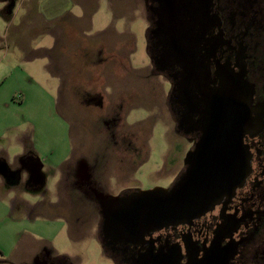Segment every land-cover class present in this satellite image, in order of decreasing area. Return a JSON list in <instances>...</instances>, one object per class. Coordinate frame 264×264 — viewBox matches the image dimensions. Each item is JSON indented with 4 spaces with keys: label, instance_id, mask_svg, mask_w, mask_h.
<instances>
[{
    "label": "rangeland",
    "instance_id": "374dc122",
    "mask_svg": "<svg viewBox=\"0 0 264 264\" xmlns=\"http://www.w3.org/2000/svg\"><path fill=\"white\" fill-rule=\"evenodd\" d=\"M23 2L0 0V152L7 155L0 156V264L32 261L29 231L54 245L55 264H118L99 233L100 196L169 187L196 144L180 126L169 77L153 58L150 2L98 0L91 25L80 30L90 39L68 33L54 50L56 35L21 23ZM57 4L69 6L70 0ZM68 11L82 14L74 2ZM17 41L51 47L50 53L37 50L26 59ZM108 51L122 60L104 64L101 72L96 62ZM54 62L69 71L60 110L59 83L48 73ZM24 141L45 163L38 181L17 168L14 156ZM71 149L61 172L57 166ZM13 199L37 202L42 211L16 221L9 212ZM258 251L264 264V243Z\"/></svg>",
    "mask_w": 264,
    "mask_h": 264
},
{
    "label": "flooded vegetation",
    "instance_id": "af4514ba",
    "mask_svg": "<svg viewBox=\"0 0 264 264\" xmlns=\"http://www.w3.org/2000/svg\"><path fill=\"white\" fill-rule=\"evenodd\" d=\"M148 1L153 58L169 77L180 126L196 136L191 151L206 139L222 97L247 115L241 140L227 139L228 165L208 205L169 222L151 212L156 201L171 203L187 189L194 167L187 163L154 195L98 200L107 252L118 264H262L264 0ZM26 166L33 181L41 179L35 159Z\"/></svg>",
    "mask_w": 264,
    "mask_h": 264
},
{
    "label": "crops",
    "instance_id": "0c3cea01",
    "mask_svg": "<svg viewBox=\"0 0 264 264\" xmlns=\"http://www.w3.org/2000/svg\"><path fill=\"white\" fill-rule=\"evenodd\" d=\"M58 0H24L22 3L23 8H25V14L21 20V23L25 25L26 28L29 30H35L39 29V33H50L53 35H56L59 39H56V43L54 45L53 50L58 45V41L62 42L64 38L62 36H66L71 34H75L77 36V39H90V35L83 34L82 31L85 30L89 25H91L90 22V14L91 10L94 12L96 10V5L98 4V0H70V5L73 6V2L75 4H79L82 9L81 15H74L71 14L68 11L69 6L65 5L64 7L57 4ZM110 2V0H109ZM113 2V0H112ZM91 3V7H90ZM113 4V3H112ZM114 5V4H113ZM72 21L74 23L69 22ZM77 26H76V24ZM82 30V31H80ZM37 32V33H38ZM58 32V34H57ZM56 37V38H57ZM65 43V41L63 42ZM17 44L21 46L24 49V53H26V59H32L37 55H33L35 51L41 50V55H46L45 53H50L48 49L51 47H41L42 44H38L37 47H33L29 44L22 43L17 41ZM123 50V48L121 47ZM119 47V50H121ZM119 53V52H118ZM116 53V58H113L114 55H110V51L103 53L102 58L99 59L96 64L99 65L100 71L104 70L102 66L106 63H113L117 62L118 65L119 62L122 60L120 53ZM110 55V56H109ZM48 56V55H47ZM55 59V57H54ZM56 65V62H54ZM51 68V66L49 67ZM69 71L62 70V67L55 66L54 70H48V73L53 74L55 78L58 80V88H59V97H58V110L61 109V98L63 95V88L64 86V80L65 77L68 76ZM69 77V76H68ZM73 151L71 149L69 157L61 162L57 167L63 172V167L67 165L69 160L72 158ZM0 156L5 157L7 160L6 152L3 150L0 152ZM15 159L18 162L17 168L20 167V170H26L28 172V168L26 166V162L28 159H35L37 162V168L39 170V173L43 171L45 163L43 160L38 156L37 152L34 150V148L31 146L30 142L23 143V152L18 153L16 156H14ZM11 166H13L11 164ZM17 169L18 171H20ZM21 171V172H22ZM62 175V174H61ZM31 179V178H30ZM28 182V179L26 180ZM50 207H54L55 203H50ZM9 212L10 215L17 214L18 217L15 218V220H22L25 218V220L31 219L33 220L37 213L40 214V208L39 204L36 203H29L28 201H19L18 199H13L11 201V204L9 206ZM27 238L31 240L32 243L35 244V247L32 248L30 254L33 256L32 261L29 264H55L56 259L52 255L54 252H58L57 249H55L54 245L49 242H46L44 239L40 238L39 236H36L33 232H27ZM49 246V247H48ZM14 253H19L18 250H14L12 252V255ZM20 253H24V251H21ZM55 253V255H56ZM18 258V257H17Z\"/></svg>",
    "mask_w": 264,
    "mask_h": 264
},
{
    "label": "water",
    "instance_id": "95a60500",
    "mask_svg": "<svg viewBox=\"0 0 264 264\" xmlns=\"http://www.w3.org/2000/svg\"><path fill=\"white\" fill-rule=\"evenodd\" d=\"M246 115V107L235 100L222 97L218 101L217 117L206 133V139L199 142L194 151L188 153L186 163L194 166L189 186L171 203L156 201L151 210L156 217L164 216L169 222L183 211H192L208 205L212 195L219 190L218 184L224 177L223 169L228 165L224 152L227 139L241 140L242 121ZM160 191L161 188L147 190L138 193V196H151ZM117 198L100 196L99 199L102 202Z\"/></svg>",
    "mask_w": 264,
    "mask_h": 264
}]
</instances>
